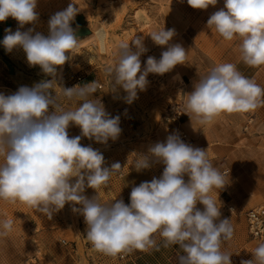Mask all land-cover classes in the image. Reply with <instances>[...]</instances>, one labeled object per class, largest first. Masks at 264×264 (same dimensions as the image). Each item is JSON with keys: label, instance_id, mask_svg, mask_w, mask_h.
Listing matches in <instances>:
<instances>
[{"label": "clouds", "instance_id": "clouds-1", "mask_svg": "<svg viewBox=\"0 0 264 264\" xmlns=\"http://www.w3.org/2000/svg\"><path fill=\"white\" fill-rule=\"evenodd\" d=\"M37 2L0 0V22L11 17L19 25L15 32L5 29L0 43L7 52L21 48L29 66L38 65L52 77L31 88L22 86L11 95L0 94V156L4 157L0 164V200L23 203L49 218L70 204L74 213L83 216L92 246L108 256L134 249L159 250L154 238L159 233L165 248L179 246L183 254L178 264H232L231 253L223 252L221 245L232 239L234 228L229 218L220 219L221 207L211 195L214 189L223 190L229 179L213 165L207 150L185 143L176 133L150 146L147 153L129 155L128 163L137 172L154 163L164 165L159 178L132 188L130 204L122 199L110 204L100 201L98 190L124 167L120 162L105 166L103 154L91 145H82L81 139L104 145L109 140L115 142L122 132L120 117H112L102 102L93 98L98 87L95 81L83 86L58 85L57 66L68 62L80 45L71 26L79 9L69 3L51 15L48 35L34 27L21 31L38 21ZM217 2L187 0L190 7L201 10ZM206 23L224 40L241 41L243 63L250 67L264 65V0H224V8L210 15ZM97 35L103 39L102 32ZM175 35V29L165 28L150 34L154 44L166 46V50L159 59L148 56L143 69L140 57L148 51L143 37L118 44L117 59L106 72L112 89L119 87L127 94L126 103L138 98V90H146L150 73L163 76L185 64L188 52L181 44L170 43ZM61 98L74 108L62 110L58 103ZM78 102L82 103L77 106ZM262 103L264 88L242 75L235 64L222 63L195 83L194 90L187 94L184 114L192 125L195 121L206 126L222 114L254 111ZM50 107L54 111H49ZM71 124L80 128L81 135L69 136ZM86 187L97 195H84ZM198 202L203 210L197 207ZM12 228L11 219L0 221V236H7ZM252 254L254 259L242 260L241 264H264V243Z\"/></svg>", "mask_w": 264, "mask_h": 264}, {"label": "rangeland", "instance_id": "rangeland-1", "mask_svg": "<svg viewBox=\"0 0 264 264\" xmlns=\"http://www.w3.org/2000/svg\"><path fill=\"white\" fill-rule=\"evenodd\" d=\"M69 3L79 9L71 26L81 41L71 59L62 65L66 75L57 76V83L66 81L65 86H61L72 87L83 86L89 79L101 82L103 89L95 99L102 102L112 117H120L122 129L118 140H109L107 145L86 137L81 139L108 159L105 165L120 162L124 167L121 175H113L108 185L98 190L100 201L110 204L122 199L125 204H130L131 190L127 188L136 186L139 180L151 181L164 165L154 163L149 169L137 172L128 163L129 155L147 153L150 146L164 142L178 128L186 135L185 143L207 150L215 167L222 172L228 170L225 176L229 184L223 190L214 189L211 193L217 206L221 207L220 219L229 218L234 228L232 239L222 242L221 250L231 253L232 264L254 259L253 250L264 241L249 236L245 212L248 208L264 205V103L254 111L222 114L206 126L195 121L192 125L189 116L184 114L187 94L218 64H235L242 75L254 79L264 88V65H246L241 59L239 39L226 41L207 27L210 15L224 8V0H218L215 6L210 5L206 10L193 9L187 0H38V21L20 30L34 27L35 31L48 35L50 16L65 9ZM95 20L102 21L110 30L109 49L104 55L86 41ZM18 27V22L11 17L0 22V41L6 34L5 29L11 28L15 32ZM162 28L175 29L176 35L170 43H179L188 52L185 64L177 65L163 76L150 73L146 90H138V98L126 103L127 94L122 88L112 89L106 68L115 63L118 44L131 42L135 37H143V44L148 49L140 57L142 69L148 56L159 59L166 46L155 45L150 34ZM57 69L60 70V66ZM77 76L85 79L77 83ZM37 79L50 80L52 77L44 74L38 65L29 66L21 48L7 52L0 43L1 94L15 93L7 86L15 91L22 86L31 88V80ZM62 99L58 101L62 110L74 108L70 101ZM79 103L82 102L77 106ZM174 105L183 110L178 124L167 121ZM49 110L54 111L51 107ZM68 132L70 137L81 135L80 128L74 124L69 126ZM131 175H134L131 180L125 179ZM184 179L187 182V175ZM83 194L89 198L97 195L94 189L87 187ZM197 207L203 210L199 202ZM63 209L66 217L61 216L60 210L49 218L23 203L0 200V221H13L11 232L0 236V264H178V257L183 254L178 245L165 248L163 238L156 233L154 238L159 250L134 249L116 256L105 255L95 250L87 239L83 216L74 213L70 204ZM61 239L65 243H61Z\"/></svg>", "mask_w": 264, "mask_h": 264}, {"label": "built area", "instance_id": "built-area-1", "mask_svg": "<svg viewBox=\"0 0 264 264\" xmlns=\"http://www.w3.org/2000/svg\"><path fill=\"white\" fill-rule=\"evenodd\" d=\"M85 78L83 76H77L76 80L77 83H81ZM92 81H95L98 85L97 91L100 92L103 89V84L99 81L89 79L84 82V84L90 83ZM183 114L182 107L179 105H174L173 110L170 112V117L167 118V121L178 124L179 119L181 118ZM176 134L180 136V138L184 141L186 138V135L183 133L182 130L176 129ZM163 172V168L158 171L157 177L159 178ZM228 170H224L223 173L226 174ZM118 175H121L120 173ZM245 221H246V227L249 236L252 239L258 240V241H264V205L254 206L251 208H248L245 212ZM61 243H65L64 239H61Z\"/></svg>", "mask_w": 264, "mask_h": 264}, {"label": "bare ground", "instance_id": "bare-ground-1", "mask_svg": "<svg viewBox=\"0 0 264 264\" xmlns=\"http://www.w3.org/2000/svg\"><path fill=\"white\" fill-rule=\"evenodd\" d=\"M91 33L88 35L86 41L89 42L93 47H97L98 52L100 54L104 55L107 53L109 49V29L106 28L102 21H96L94 23V26L90 28ZM103 33V39L101 40L100 37L97 35L98 33ZM85 42V41H84ZM83 44V42L81 43ZM61 68V66H60Z\"/></svg>", "mask_w": 264, "mask_h": 264}, {"label": "crops", "instance_id": "crops-1", "mask_svg": "<svg viewBox=\"0 0 264 264\" xmlns=\"http://www.w3.org/2000/svg\"><path fill=\"white\" fill-rule=\"evenodd\" d=\"M57 72H58V76H61V77H63L64 75H66L65 74V69H64V67L62 66V68H60V70H58L57 69ZM85 75H87V74H85ZM85 78V77H84ZM32 81V86L31 87H33L35 84H37V83H40L41 81H45V79H37V80H31ZM65 83H66V81L64 82V81H62L61 83H60V85H64L65 86ZM7 89H10V91H13V92H16L15 91V89H12L11 87H8L7 86ZM5 94L4 95H11L9 92H4ZM0 94H1V90H0ZM54 95V94H53ZM97 95H100L99 94V92L97 91L96 93H94L93 94V98H96L97 97ZM62 99V98H61ZM63 100V99H62ZM50 111V110H49ZM69 133V132H68ZM78 133V132H77ZM70 135V134H69ZM78 135V134H77ZM81 144L82 145H84V146H88V145H86V144H84L82 141H81ZM90 145V144H89ZM107 155V154H106ZM4 162V157L3 156H0V164H2ZM108 162V159H106L105 160V163H107ZM105 166H108V164L107 165H105ZM134 177V175H131V176H125V179L126 180H131L132 178ZM145 180L143 179V180H139L137 183H136V186H138L141 182H144ZM133 187H135V186H132V187H130V188H127L128 189V191H130V190H132V188ZM65 213H64V212ZM63 214V215H62ZM61 216H64V217H66V210L65 209H63V210H61Z\"/></svg>", "mask_w": 264, "mask_h": 264}]
</instances>
